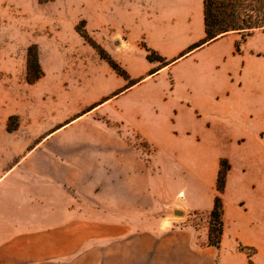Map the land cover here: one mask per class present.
Here are the masks:
<instances>
[{
    "label": "rangeland",
    "instance_id": "374dc122",
    "mask_svg": "<svg viewBox=\"0 0 264 264\" xmlns=\"http://www.w3.org/2000/svg\"><path fill=\"white\" fill-rule=\"evenodd\" d=\"M82 26L130 78L138 80L135 84L127 87V81L79 35L76 29ZM254 32L252 42L264 45L262 31ZM134 40L129 44V0H0V126L5 122L6 133L4 139L0 133L6 162L0 166V174L6 172L0 179V198L17 200V209L29 214L34 191L50 184L81 189L87 198L112 185L113 191L100 192L105 194L102 199L115 194L119 212L127 211L129 222L130 185L155 189L151 207L176 203L187 221L201 223L205 213L189 206L208 204L210 188L216 194L220 157L194 158L179 149L164 158L141 135L129 132V119L147 130L172 124L171 107L184 93L174 77L189 71L195 59H177L148 74L160 65L145 59L142 37ZM31 45L36 46L43 75L27 83ZM17 129L16 135H9ZM194 148L230 153L227 202L234 201L239 177L244 176L260 184V195L253 201L255 208L264 210V145L249 144L239 151L205 133ZM133 194L135 200H144L141 191ZM23 205L27 206L20 208ZM255 253L249 250L253 263L264 264V250L258 260Z\"/></svg>",
    "mask_w": 264,
    "mask_h": 264
},
{
    "label": "crops",
    "instance_id": "0c3cea01",
    "mask_svg": "<svg viewBox=\"0 0 264 264\" xmlns=\"http://www.w3.org/2000/svg\"><path fill=\"white\" fill-rule=\"evenodd\" d=\"M202 1L129 0V44L132 37H142L168 61L190 56L195 59L189 71L174 77L175 85L178 83L184 93L171 107L172 124L147 130L129 119V132L141 135L164 158L182 149L194 158L215 154L229 160L221 193L220 246L208 243L207 215L214 197L211 188L208 204L189 206L206 215L196 224L187 221L176 203L151 207L153 188L129 185L128 222V212L125 216L119 212L115 194L102 199L105 194L100 192L113 191L112 185L97 189L94 198H87L79 193L81 189L50 184L34 191L36 198L28 205L29 214L17 209V200L0 198V264H248L240 245L256 248L258 260L264 250V210L255 208L253 200L260 195V184L240 176L230 205L227 196L232 155L225 150L199 151L194 146L200 144L205 133H212L239 151L249 144L264 145V57L257 55L264 53V45L252 42L257 37L254 32L236 51L241 34L230 31L180 57L204 37ZM15 111L23 116L22 111ZM0 133L4 139L5 122ZM16 133L18 129L9 135ZM0 161L5 167L2 152ZM250 184L253 188L249 190ZM134 191H141L144 200H135Z\"/></svg>",
    "mask_w": 264,
    "mask_h": 264
},
{
    "label": "trees",
    "instance_id": "16d2710c",
    "mask_svg": "<svg viewBox=\"0 0 264 264\" xmlns=\"http://www.w3.org/2000/svg\"><path fill=\"white\" fill-rule=\"evenodd\" d=\"M202 5L204 37L190 45L187 51L180 54V56L230 31L239 32L241 34L240 39L235 43V50L239 51L241 44L248 36L252 35L255 30H264V0H203ZM76 30L79 35L96 50L98 55L107 62L110 68L127 81V87L138 81L137 79L130 78L127 71L117 61L109 56L100 45L91 40L84 26ZM141 47L145 51V59L148 62H158L160 65L157 68L150 69L148 74H152L172 62L166 60L156 50L147 46L145 43ZM257 55L264 57V53L261 52H258ZM42 75L43 71L38 61L36 46L31 45L27 49L25 81L27 83H33ZM12 129L14 128H9V131H12ZM218 166L215 180L216 194L213 197V205L209 211L208 220V243L215 247L220 246L223 229L221 193L225 188V180L227 172L230 169V162L226 157H220ZM239 248L246 251L248 264H255L250 258L251 254H249V250H253L255 253V248L243 245H240Z\"/></svg>",
    "mask_w": 264,
    "mask_h": 264
}]
</instances>
